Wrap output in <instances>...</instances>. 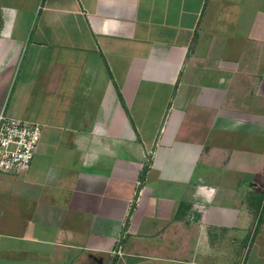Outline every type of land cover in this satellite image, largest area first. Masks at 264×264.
Segmentation results:
<instances>
[{"label":"crops","instance_id":"crops-1","mask_svg":"<svg viewBox=\"0 0 264 264\" xmlns=\"http://www.w3.org/2000/svg\"><path fill=\"white\" fill-rule=\"evenodd\" d=\"M0 264H264V0H0Z\"/></svg>","mask_w":264,"mask_h":264},{"label":"built area","instance_id":"built-area-1","mask_svg":"<svg viewBox=\"0 0 264 264\" xmlns=\"http://www.w3.org/2000/svg\"><path fill=\"white\" fill-rule=\"evenodd\" d=\"M43 125L0 113V174L19 176L31 166Z\"/></svg>","mask_w":264,"mask_h":264}]
</instances>
